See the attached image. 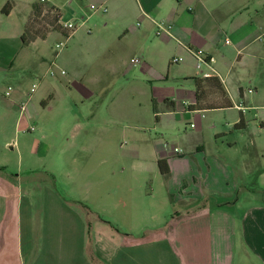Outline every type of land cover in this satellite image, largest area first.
Returning <instances> with one entry per match:
<instances>
[{"label":"rangeland","instance_id":"374dc122","mask_svg":"<svg viewBox=\"0 0 264 264\" xmlns=\"http://www.w3.org/2000/svg\"><path fill=\"white\" fill-rule=\"evenodd\" d=\"M71 1L86 7L85 13L74 16ZM111 1L0 0V169L5 168L9 180L20 186L33 210L45 209L53 224L63 223L61 218L66 216L54 205L56 199L70 205L72 217L87 218L90 228L99 217L120 231L125 222L122 219V226L114 213L119 199L143 198L147 205L151 202V212L164 214L163 204L170 201L168 177L159 171L156 155L161 150L173 154L175 148L181 155L188 154L190 144L200 143L206 154L222 164L217 165L221 171H230L226 187L236 188L233 195L242 208L264 204L263 42L253 45L263 46L261 61L235 64L230 77L229 67L220 57L215 58L213 67L227 83L232 107L191 112L195 82L184 78V61L171 64L181 56L160 44L157 29L145 31L137 0L126 1L130 13L124 16L116 15ZM105 2L108 14L91 11V4L99 7ZM52 6L61 9L64 20L79 26L69 40L51 23L57 14ZM38 7L40 12L35 10ZM262 16L264 20V10ZM83 18L89 19L81 26ZM138 29L140 33L133 32ZM26 31L28 39L39 35L41 41L25 45ZM65 42L57 51L56 45ZM160 46L166 52L162 58L158 56ZM139 50L148 53L146 61ZM218 51L235 58L233 48L223 40ZM24 55L29 59L22 65ZM134 59L142 62L134 63ZM33 85H38L35 94L31 93ZM18 93L21 102L16 101ZM217 101L213 97L208 103ZM241 103L245 111L235 107ZM242 116L246 127L237 129ZM97 199L101 203L98 209L111 214L93 212L90 204ZM221 202L222 196L217 195L211 205ZM39 203L47 205L42 208ZM166 209L171 213L183 207L168 205ZM75 221L76 227L74 222H66L75 228L71 227L61 249L66 253L70 245L74 264H85L79 241L81 223ZM156 221L145 224L146 229L163 224ZM143 231L141 227L137 232ZM89 238L88 262L109 264L106 255L104 260L94 255L92 233ZM59 247L55 251L60 253Z\"/></svg>","mask_w":264,"mask_h":264},{"label":"crops","instance_id":"0c3cea01","mask_svg":"<svg viewBox=\"0 0 264 264\" xmlns=\"http://www.w3.org/2000/svg\"><path fill=\"white\" fill-rule=\"evenodd\" d=\"M126 1L110 2L117 16L130 13V7L126 8ZM71 2V13L74 16L85 13L86 7L81 3ZM137 2L140 10L138 18L143 19L145 31H158L156 23H163L169 29V34L163 33L159 36L160 44L183 58V69L186 73L184 78H189L187 81L200 77L196 60L187 48L203 50L214 59L216 56L220 57L222 64L229 67V77L235 64H256L262 59L261 45L264 41L261 47L253 45L264 34L263 31L260 32L264 26V3L254 0ZM52 7L59 10L64 20L61 9ZM108 13L109 9L106 14ZM206 28L208 31L205 32ZM140 31L133 30L136 34ZM222 40L233 48L235 58L220 54L218 46ZM39 41L41 40L33 42L32 45ZM165 53L161 48L158 56L162 58ZM139 54L144 61L149 57L146 50H139ZM28 59L29 56L24 55L22 65ZM214 69L220 77L217 69ZM220 78L228 89L226 81ZM242 94L245 97L243 92ZM22 100V94L18 93L16 101ZM206 152L200 143L190 144L188 154L181 156L161 150L156 155L157 166L159 160H167L170 167V175L166 178L167 194L170 198L167 199L170 201L163 204L164 214L159 216L151 212V202L147 205L146 199H119L114 213L118 215L120 223L122 219V223L125 222V226L121 223L123 227L120 231H115L109 222L99 217L95 218V225L90 228L87 218L76 214L75 218L72 217L70 210L73 209L70 205L56 199L53 201L54 205L58 204L66 216L61 218L63 223L53 224L50 216H45V209L33 210L32 202L25 201L20 186L9 180L0 169V264H74L72 247L69 245V250L65 253L61 246L64 245L71 227L75 228L78 224L75 220L81 223L82 238L79 241L82 242L80 250L86 260L85 264L93 263L87 260L91 233L93 239L90 244L94 255L102 260L106 255L108 260H105L109 264H264V204L242 208L240 201L235 200L233 195L236 188L226 187L229 184L227 180L230 179V171H221L217 165L222 164ZM215 185H220L221 188L216 189ZM217 195L222 196L223 202L213 206L211 201ZM100 204V199H97L96 204H90L94 208L93 212L97 215L111 214L98 209ZM39 205L45 208L47 204ZM168 205L174 209L180 205L183 210H171L169 213L170 210L166 209ZM146 206L149 208L146 209ZM25 207L28 209H24ZM150 221H161L163 224L147 230L149 227L145 224ZM66 222H74L75 227H69ZM141 227H144L143 233L137 232ZM57 246H60V253L55 251Z\"/></svg>","mask_w":264,"mask_h":264},{"label":"trees","instance_id":"16d2710c","mask_svg":"<svg viewBox=\"0 0 264 264\" xmlns=\"http://www.w3.org/2000/svg\"><path fill=\"white\" fill-rule=\"evenodd\" d=\"M40 9L41 7L35 8V10L39 12L41 11ZM53 11H56L57 14L56 17L53 19V21H51V23L53 24V26L56 27L55 28L56 30L57 29L62 30L61 34H63L64 37L70 38L72 36V33L66 30L60 24L62 20V15L60 14L59 10L53 8ZM38 39H42V37H39V35H35L32 36L31 39H28L27 31L23 36V41L25 45H29ZM193 80L196 85V91H195V103L194 105L190 106L191 112L209 111V110H217V109L232 107V102L229 93L219 77L203 78L200 76L193 78ZM241 95H243L242 92ZM213 97H216L220 102L217 101L215 103H208L210 101V98ZM155 115H156V119H158L157 111H155ZM245 127L246 124L242 116L240 122L236 124L235 128L244 129ZM158 167L162 175H164L165 177H168L170 175V167L167 160H159ZM1 170L5 171V168H2Z\"/></svg>","mask_w":264,"mask_h":264},{"label":"built area","instance_id":"2783aa9c","mask_svg":"<svg viewBox=\"0 0 264 264\" xmlns=\"http://www.w3.org/2000/svg\"><path fill=\"white\" fill-rule=\"evenodd\" d=\"M42 3L46 2V0H41ZM91 11H101L103 13H107L108 12V6L107 3H103L101 6L97 7L96 5H91L90 7ZM89 18L85 19L83 18V22L81 26H84ZM60 24L68 31H70L72 33V36L78 31L79 26L74 24L73 22L66 21V20H61ZM157 27H158V31H157V36H162L163 33L169 34V29L165 28L163 23H156ZM67 40H69V38H67ZM260 42L264 41V34L262 36H260L259 38ZM227 43H230L229 41H227ZM66 46V42L65 43H61V44H57L56 45V49L57 51H61L64 47ZM188 51L192 54V56L195 58L196 60V69L199 72L200 76L203 78H212V77H219L218 74L216 73L215 69H214V64H215V59L208 56L203 50H198V49H190L187 48ZM183 58H173L171 61V64H179L181 62H183ZM134 63H140V61L138 59H134L133 60ZM206 67L209 71H205L203 68ZM56 73L51 70L50 75L54 76ZM62 74L64 75L65 72H62ZM220 78V77H219ZM221 79V78H220ZM222 80V79H221ZM38 90V85H33L32 89H31V93L35 94ZM10 92H11V88H9V91L6 92V96H10ZM249 93H253V90H249ZM235 107L239 110L245 111L246 108L244 107L243 103L241 104H235ZM22 110H25V106L22 107ZM175 153L178 155H181V151L178 148H175Z\"/></svg>","mask_w":264,"mask_h":264}]
</instances>
